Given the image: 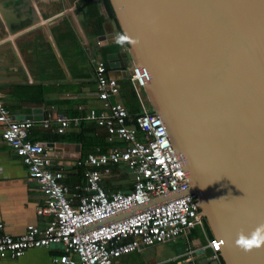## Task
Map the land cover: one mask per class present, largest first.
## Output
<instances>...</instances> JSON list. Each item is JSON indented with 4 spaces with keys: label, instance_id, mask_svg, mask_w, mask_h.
Here are the masks:
<instances>
[{
    "label": "water",
    "instance_id": "1",
    "mask_svg": "<svg viewBox=\"0 0 264 264\" xmlns=\"http://www.w3.org/2000/svg\"><path fill=\"white\" fill-rule=\"evenodd\" d=\"M108 2L120 34L137 41H125L127 55L150 73L143 93L181 160L187 192L224 241L221 263L264 264V244L245 251L235 243L264 226V0ZM111 36L92 39L96 51L118 42ZM118 57L106 55L109 78H119Z\"/></svg>",
    "mask_w": 264,
    "mask_h": 264
},
{
    "label": "built area",
    "instance_id": "2",
    "mask_svg": "<svg viewBox=\"0 0 264 264\" xmlns=\"http://www.w3.org/2000/svg\"><path fill=\"white\" fill-rule=\"evenodd\" d=\"M92 61L95 98L101 109H86L71 120V126L94 125L103 130L107 143L121 146L88 153L82 161L79 157L75 166L86 168L82 184L67 186L62 169L51 168V153L42 143L27 138L32 123L12 119L0 102V142L20 159L26 178L35 182L43 198L35 214L47 219L42 229L28 226L18 237L8 235L0 223V258L12 260L30 249L59 245L62 250L53 259L56 264H113L122 256L185 237L198 228L204 239L199 250L209 252L210 263L220 264L221 243L205 235L203 218L187 192L181 160L166 129L143 106L146 69L131 64L126 74L138 104L137 113L130 118L116 100L120 96L117 78H109L104 60ZM50 125L55 126L56 134L68 128L66 119L44 117L41 127ZM122 179L126 190L105 191L102 187L106 181ZM195 252L188 248L177 263L189 264Z\"/></svg>",
    "mask_w": 264,
    "mask_h": 264
},
{
    "label": "crops",
    "instance_id": "3",
    "mask_svg": "<svg viewBox=\"0 0 264 264\" xmlns=\"http://www.w3.org/2000/svg\"><path fill=\"white\" fill-rule=\"evenodd\" d=\"M115 33L121 37L115 16H108L103 0H0V102L12 119L32 123L27 133L30 141L44 147L51 144L45 147L51 153V168L62 169L64 181L67 179L70 185L83 183L81 175L74 176L77 155L92 152L82 149L77 141H66L78 132V127L72 128L71 120L83 115L86 109H101L95 98L92 60L97 61L100 55L108 65L106 55L119 54L113 61L118 65L122 61L124 66L119 68L117 84L126 87L124 82L131 66L127 47L114 38L115 43L96 51L92 41ZM46 116L66 119L68 128L63 134H56L54 125L42 128L41 121ZM82 133L86 139L91 138L85 142L89 147L101 140L103 130L84 123ZM57 144L67 146L62 149ZM99 148L93 147V151ZM106 183L111 188L128 187L123 179L103 185ZM42 201L35 182L26 178L20 159L0 142V223L5 225V232L18 237L28 226L42 229L47 219L35 214ZM196 234L192 229L185 237L122 256L113 264H180L177 262L182 261L188 248L196 250L189 264H202V260L208 264L209 252L199 250L204 244L203 236ZM165 245L171 247L167 253ZM61 250L59 245L30 249L16 259L0 258V264H56L53 259Z\"/></svg>",
    "mask_w": 264,
    "mask_h": 264
},
{
    "label": "trees",
    "instance_id": "4",
    "mask_svg": "<svg viewBox=\"0 0 264 264\" xmlns=\"http://www.w3.org/2000/svg\"><path fill=\"white\" fill-rule=\"evenodd\" d=\"M103 3H104V6H105V9L107 10V14H108V16L110 17V18H112V19H114V14H113V12H112V9H111V7H110V5H109V2H108V0H103ZM122 36V35H121ZM123 44V46H125V47H127V45H126V42H123L122 43ZM125 84H126V87L124 88V87H122V86H119V88H120V98H122L123 97V94H125V92H127L128 94V97L126 96V98H128L129 100H131V101H129L128 99H125V96L123 97V101L121 102L122 104H123V106H124V108L126 109V111H127V113H128V115H129V117L130 118H133L134 116H135V114L137 113V108H138V104H137V101H136V99H135V97H134V94H133V92H132V89L130 88V86H129V84H128V81L126 80L125 82H124ZM142 98H143V94H142ZM144 100V99H143ZM148 110V109H147ZM148 111H150L151 112V110H148ZM84 123H80L79 124V126H78V132H76L75 134H73L72 135V138L70 137H67L66 138V141H77L81 146H82V149L84 148H87V151H92L91 153H93V154H98V153H100V152H104L105 150H106V148L108 149V148H111V147H114V146H121V144L120 143H118V142H111V143H107L106 141H105V134H104V132H103V135L101 136V140H96L93 144H92V146H87V145H85V142L86 141H89L91 138H89V139H86V137L83 135V133H82V125H83ZM88 126V125H87ZM92 127V126H91ZM93 127H96V126H94L93 125ZM96 128H98V127H96ZM84 136V138H85V141H82V137ZM88 144V143H87ZM93 147H101V148H99V149H97V151H93ZM86 154H88V153H81V157H80V160L82 161L83 160V158L85 157V155ZM75 169H76V172L74 173V176L75 177H79L80 175H81V177H83V172H84V170L86 169L85 167H83L82 165H80V166H75L74 167ZM113 169H114V167H113ZM113 169H112V171H113ZM115 170V169H114ZM64 183L67 185V186H70V183L67 181V179L64 181ZM102 187L104 188V190L105 191H115V190H123V188L122 187H114V186H112L113 188H111L110 187V185L109 184H104V185H102ZM126 190V189H125ZM203 228H204V232H205V235L207 236V237H209V238H212V235H211V233H210V231H209V229H208V227H207V225H206V223H205V221H204V219H203ZM220 264H222L221 263V261H220Z\"/></svg>",
    "mask_w": 264,
    "mask_h": 264
},
{
    "label": "clouds",
    "instance_id": "5",
    "mask_svg": "<svg viewBox=\"0 0 264 264\" xmlns=\"http://www.w3.org/2000/svg\"><path fill=\"white\" fill-rule=\"evenodd\" d=\"M125 41H128L129 43H137L135 40H130L127 36H121L118 39L119 43H123ZM264 226H261L254 232L250 239L246 238L244 235H240L239 239L236 240V244L242 247L245 251L251 250L253 247L260 248L262 244H264ZM221 243H224V241H221Z\"/></svg>",
    "mask_w": 264,
    "mask_h": 264
},
{
    "label": "rangeland",
    "instance_id": "6",
    "mask_svg": "<svg viewBox=\"0 0 264 264\" xmlns=\"http://www.w3.org/2000/svg\"><path fill=\"white\" fill-rule=\"evenodd\" d=\"M128 93H125V94H123V97L125 96V99H128V98H126V96L128 97V95H127ZM123 97L122 98H117L118 99V101L121 103L124 99H123ZM143 106H144V108L145 109H148V110H151V107H150V104H149V102H148V100H147V98H146V96L143 94ZM129 100V99H128ZM129 101H131V100H129ZM196 232H197V234L196 235H198V233H199V229L198 228H196V229H194ZM199 236V235H198ZM202 238V237H201ZM202 240H203V238H202ZM162 249V248H161ZM163 249H164V253H167L168 251H169V249H171V247H170V245H165L164 247H163ZM163 258H165V257H163ZM162 258V259H163Z\"/></svg>",
    "mask_w": 264,
    "mask_h": 264
},
{
    "label": "bare ground",
    "instance_id": "7",
    "mask_svg": "<svg viewBox=\"0 0 264 264\" xmlns=\"http://www.w3.org/2000/svg\"><path fill=\"white\" fill-rule=\"evenodd\" d=\"M145 69H146V68H145ZM147 74H148V76H149L150 73L147 72ZM148 79H149V78H148ZM147 81H148V80H147ZM146 83H147V82H146Z\"/></svg>",
    "mask_w": 264,
    "mask_h": 264
}]
</instances>
